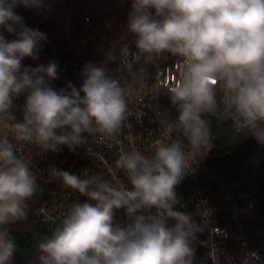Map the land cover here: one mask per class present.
Listing matches in <instances>:
<instances>
[{
    "label": "clouds",
    "instance_id": "1",
    "mask_svg": "<svg viewBox=\"0 0 264 264\" xmlns=\"http://www.w3.org/2000/svg\"><path fill=\"white\" fill-rule=\"evenodd\" d=\"M45 10V0H0V264H13L17 246L8 226L27 219L28 201L38 190L32 163L14 142L43 152L74 150L86 133L112 137L124 125L128 85L106 63L132 56L178 57V78L167 88L175 118L167 129L182 139L159 144L152 155L121 151L120 181L85 177L52 168L67 188L86 197L60 225L36 244L35 264H194V242L205 226L204 210L177 207L176 188L212 144L210 117L231 118L237 130L264 143V0H131L126 29L135 52L121 43L103 62H86L79 88L55 89L58 64L26 67L38 59L46 34L27 27L14 9ZM24 96L20 118L14 100ZM185 142L187 147L185 146ZM123 209L127 222L116 220Z\"/></svg>",
    "mask_w": 264,
    "mask_h": 264
},
{
    "label": "built area",
    "instance_id": "2",
    "mask_svg": "<svg viewBox=\"0 0 264 264\" xmlns=\"http://www.w3.org/2000/svg\"><path fill=\"white\" fill-rule=\"evenodd\" d=\"M46 9L38 11L23 5L14 11L29 28L46 34L38 52V59L25 58L26 67L58 64V79L51 81L57 90L67 89L69 83L77 88L83 82L81 70L86 62L101 63L110 50H119L121 43L129 44L135 52L132 35L121 34L118 9L130 8L131 0H45ZM123 12L121 14H128ZM13 34V38L15 39ZM133 67L125 63H106L111 74L128 85V111L121 129L112 137L99 132L86 133L84 142L74 150L61 146L57 152H43L37 145L16 142L19 154L29 160L37 176L54 182L51 200L37 212V217L49 227L60 225L75 197L80 194L67 188L52 174L58 168L81 178L96 177L120 181L130 187L127 174L117 166L121 151L135 148L152 155L161 143L182 139L167 129L166 116L175 118L167 88L178 78L174 65L179 58L169 54L129 57ZM24 101V96L14 100ZM212 144L210 149L192 165L176 188L178 205L182 211L192 209L197 222V210H204L205 226L194 242L195 250H202L207 264H264V182L246 170L241 176L225 177L212 162L217 142L216 120L232 126L234 121L224 116L210 117ZM185 146L187 144L185 142ZM81 161L84 165L71 162ZM261 217V218H259ZM121 225H123L121 223Z\"/></svg>",
    "mask_w": 264,
    "mask_h": 264
},
{
    "label": "trees",
    "instance_id": "3",
    "mask_svg": "<svg viewBox=\"0 0 264 264\" xmlns=\"http://www.w3.org/2000/svg\"><path fill=\"white\" fill-rule=\"evenodd\" d=\"M125 9H129L126 7ZM125 9L116 10L121 17L120 26L122 27L121 34L131 35L127 32L126 23L128 14H121ZM6 39L12 40L13 34H10L3 29H0ZM24 101L15 102L16 116L19 119ZM4 118H0V126L8 124ZM217 142L212 151V162L215 168L225 177L241 176L246 170L254 178L264 182V143H260L251 135L237 134L232 126L216 120ZM16 144V142H14ZM79 164L84 165V162L74 161L70 165ZM54 182L52 180H45L37 176V183L39 185L35 195L28 201V215L27 219H19L18 222L10 223L8 230L10 235L14 238V243L17 250L14 253L13 264H35L37 255L36 244L39 239L50 235L55 228L47 226L42 219L37 217V212L51 200L54 191ZM86 197L78 194L74 202H83ZM188 212H192V209ZM261 218V217H259ZM116 220L119 224H125L127 217L123 209L118 210ZM264 221L260 219L259 224ZM194 264H207L206 257L202 250H195Z\"/></svg>",
    "mask_w": 264,
    "mask_h": 264
},
{
    "label": "rangeland",
    "instance_id": "4",
    "mask_svg": "<svg viewBox=\"0 0 264 264\" xmlns=\"http://www.w3.org/2000/svg\"><path fill=\"white\" fill-rule=\"evenodd\" d=\"M129 11H130V8L129 9H125V11H122L121 13L129 12Z\"/></svg>",
    "mask_w": 264,
    "mask_h": 264
},
{
    "label": "crops",
    "instance_id": "5",
    "mask_svg": "<svg viewBox=\"0 0 264 264\" xmlns=\"http://www.w3.org/2000/svg\"><path fill=\"white\" fill-rule=\"evenodd\" d=\"M19 220H14V221H12L11 223H15V222H18Z\"/></svg>",
    "mask_w": 264,
    "mask_h": 264
}]
</instances>
